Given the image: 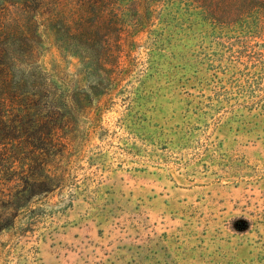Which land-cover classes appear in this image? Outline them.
Returning a JSON list of instances; mask_svg holds the SVG:
<instances>
[{"label":"rangeland","instance_id":"obj_1","mask_svg":"<svg viewBox=\"0 0 264 264\" xmlns=\"http://www.w3.org/2000/svg\"><path fill=\"white\" fill-rule=\"evenodd\" d=\"M149 1L140 28L79 38L71 0L36 31L0 0V43L73 103L0 264H264V1Z\"/></svg>","mask_w":264,"mask_h":264},{"label":"trees","instance_id":"obj_2","mask_svg":"<svg viewBox=\"0 0 264 264\" xmlns=\"http://www.w3.org/2000/svg\"><path fill=\"white\" fill-rule=\"evenodd\" d=\"M30 1L36 4L35 8L28 5ZM54 1L24 0L27 8L21 16L23 22L35 31L43 21L53 23L54 10L50 11L49 7ZM71 1V12L64 9L57 14L66 20L69 28L75 27L74 33L79 38H86L87 32L100 29L118 33L126 18L140 28L145 23L150 2ZM206 11L214 20L218 19L215 8ZM11 25L6 26L8 33H15L16 27ZM24 37L27 43L25 33ZM108 38L106 35L102 45L106 60L116 57L119 45V40H115L117 46L114 48ZM72 108L67 93L34 61L19 59L11 46L0 43V198L12 203L0 205V232L15 227L21 212L31 210L36 191H44L47 187L42 173L50 166L47 159L57 156L58 147L65 144L67 138L63 134L69 127L68 113Z\"/></svg>","mask_w":264,"mask_h":264}]
</instances>
